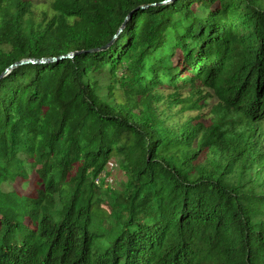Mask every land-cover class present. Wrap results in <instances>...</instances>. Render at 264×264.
<instances>
[{"label": "trees", "instance_id": "obj_1", "mask_svg": "<svg viewBox=\"0 0 264 264\" xmlns=\"http://www.w3.org/2000/svg\"><path fill=\"white\" fill-rule=\"evenodd\" d=\"M164 1L0 0V264H264V0Z\"/></svg>", "mask_w": 264, "mask_h": 264}, {"label": "rangeland", "instance_id": "obj_2", "mask_svg": "<svg viewBox=\"0 0 264 264\" xmlns=\"http://www.w3.org/2000/svg\"><path fill=\"white\" fill-rule=\"evenodd\" d=\"M51 1L52 0H33L35 18L42 19L44 18V14H50L49 5ZM178 93V97L173 101V91L160 90L158 94L163 96L164 101L158 112H163L165 117L171 118V124H176L178 122L184 123L188 118H192L195 122L199 120L203 122L204 126H208L213 118V107L217 104L214 93L209 90L203 91V96L205 97L197 103L202 106L199 110L183 109L191 106L189 105L190 103H181L188 100L192 95L188 88L181 89ZM197 98L198 95L195 96L194 101H196ZM101 182H103L104 189H110L113 192H121L129 185L130 180L124 174L120 162L115 159L107 165L105 172L99 177V184H101Z\"/></svg>", "mask_w": 264, "mask_h": 264}, {"label": "water", "instance_id": "obj_3", "mask_svg": "<svg viewBox=\"0 0 264 264\" xmlns=\"http://www.w3.org/2000/svg\"><path fill=\"white\" fill-rule=\"evenodd\" d=\"M176 1H178V0H165V1L162 2L158 7L164 8V7H167V6H169V5L173 4V3H175ZM122 31H123V29H121V30L118 32V34L112 39V41L109 42L105 47H103L102 49H99V50H97V51H95V52H96V53H97V52H98V53H107V52L112 51V50L116 47V45H117V41L119 40V37H120ZM28 62H30V61L21 62V63L15 65V66L11 67L9 70H7V72H6L5 74H3L2 77H5V76L9 73V71H11L13 68H15V67H17V66H19V65L26 64V63H28ZM32 63H45V61H39V62L32 61ZM2 77H0V78H2Z\"/></svg>", "mask_w": 264, "mask_h": 264}]
</instances>
